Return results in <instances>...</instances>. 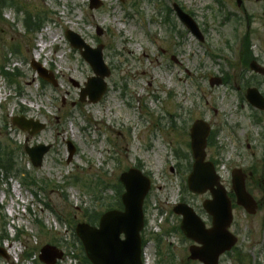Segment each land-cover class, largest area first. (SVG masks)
Segmentation results:
<instances>
[{"label": "rangeland", "instance_id": "374dc122", "mask_svg": "<svg viewBox=\"0 0 264 264\" xmlns=\"http://www.w3.org/2000/svg\"><path fill=\"white\" fill-rule=\"evenodd\" d=\"M10 1L0 8V142L51 150L38 169L23 149L16 154L19 167L35 177L34 188L22 185L16 175L7 186L0 173V229L2 225L9 236L1 245L6 259L0 257V264H37L23 263L24 255L37 258L45 245L71 244L75 226L87 222L85 214L100 216L117 197L119 175L137 165L152 183L144 202L149 264H199L187 260L191 244L173 231L180 218L172 210L184 203L207 221L201 207L207 196L188 192L189 167L175 151L190 157L189 129L202 120L217 134L207 157L221 159L224 179L222 163L233 169L255 162L246 145L255 147L263 125L255 124L260 117L239 88L250 77L242 58L247 45L248 53L264 65V0H241L239 7L235 0H176L194 19L202 42L174 13H166L170 0H99L97 10H89V0ZM26 17L30 27H41L30 30ZM65 32L91 49L103 47L110 74L104 79L107 91L96 104L79 101L93 74ZM52 35L58 36L56 43H51ZM39 42L46 48L36 58ZM31 63L46 64L43 68L56 86L40 80ZM3 70L12 75L5 77ZM212 79L222 83L210 86ZM14 117L46 128L30 137L11 126ZM67 142L75 147L70 162ZM233 214L236 251L219 264H264V206L252 216L239 208ZM15 230L21 234L18 241Z\"/></svg>", "mask_w": 264, "mask_h": 264}, {"label": "water", "instance_id": "95a60500", "mask_svg": "<svg viewBox=\"0 0 264 264\" xmlns=\"http://www.w3.org/2000/svg\"><path fill=\"white\" fill-rule=\"evenodd\" d=\"M237 4L240 5V1H237ZM99 5L97 0H90V9H97ZM175 11L185 27L200 39L195 23L177 7H175ZM66 37L73 48L79 51L85 50V52H81V57L90 65L96 76V78L87 81L86 89L82 90L80 100L85 101L88 96L90 103H96L105 93L106 85L103 79L109 75L102 61V47L92 51L85 47L77 35L68 32ZM32 67L40 78L51 82L42 68L34 64ZM249 68L252 72L264 76V68L259 67L255 62H252ZM247 100L253 107L264 109V101L256 90L248 91ZM12 123L20 131L26 132L30 136L44 129V125L24 118H15ZM208 132L209 127L201 121L195 122L191 128L190 149L194 164L187 179V187L189 192L196 195L206 192L211 194V200L203 203V209L213 218L212 228L206 230L200 219L185 205H178L174 209V213L182 216L180 230L184 236L197 244L189 249V259L202 264H218L219 257L235 245L236 239L228 232L232 222L230 202L225 196L224 189L218 183L213 166L204 162L205 140ZM67 146L70 160L74 149L70 143ZM24 151L32 166L40 168L43 156L49 151V147L29 148L26 146ZM238 180L239 178L235 176L233 187L237 205L242 206L249 214H254L256 206L252 199L246 195L241 180ZM119 182L124 188V193L121 196L123 210L103 214L96 227L82 223L75 228L76 236L91 264H142L140 259V232L143 228L142 204L150 183L135 169L123 173ZM121 236H123V240ZM0 256L5 258L4 252L1 250ZM61 257L60 251L47 245L40 250L39 261L42 264H56V261Z\"/></svg>", "mask_w": 264, "mask_h": 264}, {"label": "flooded vegetation", "instance_id": "af4514ba", "mask_svg": "<svg viewBox=\"0 0 264 264\" xmlns=\"http://www.w3.org/2000/svg\"><path fill=\"white\" fill-rule=\"evenodd\" d=\"M258 64L259 61L255 59ZM264 66V65H262ZM250 77L246 82L243 83V87H240L239 90H242L245 96L246 91L251 88H256L264 98V89H263V81L264 78L253 74L252 72L249 74ZM259 123L263 125L261 133L258 135V138L254 141L255 147L252 149V145H246L247 149L251 151V157L255 160L254 163H249L240 165L239 167L228 170V183H223L224 188L226 190V194L232 203V209H234L233 204L235 203V194L232 189L231 178L232 171L234 169L239 170L238 177L244 182V188L246 192L256 201L258 205V210L264 206V112H259ZM262 117V119H261ZM215 160V159H214ZM216 162V161H215ZM217 167L219 163L215 164ZM258 198V199H257Z\"/></svg>", "mask_w": 264, "mask_h": 264}, {"label": "trees", "instance_id": "16d2710c", "mask_svg": "<svg viewBox=\"0 0 264 264\" xmlns=\"http://www.w3.org/2000/svg\"><path fill=\"white\" fill-rule=\"evenodd\" d=\"M6 4H7L6 0H0V6H2V8L5 7ZM26 26H27V28L30 27L28 24V21L26 22ZM246 49L248 51V45H247ZM245 63H246L245 66H247L248 60ZM18 152H19V148H17V147L13 148L7 143H1L0 142V171L3 173L5 180H7L9 177H12L14 175L20 177V175L24 174V172H22V170L20 169V167L16 161V154ZM22 182H23V185H25L27 187L35 186L34 178L29 176L28 174L24 175V177L22 178ZM99 186H101V185H99ZM116 189H117L116 190L117 198L115 200H112L111 202H109V205L108 204L106 205L105 210L114 209V208H117V209L121 208V204L119 201V195L122 193V189L119 186ZM97 195L99 196V199L101 200L102 198H100V195H101L100 191H97ZM85 216H86V220L88 223L94 225L97 222L98 215H96V213L95 214L86 213ZM6 239H7V235L4 231L3 226L1 225L0 243ZM83 264H88L84 258H83Z\"/></svg>", "mask_w": 264, "mask_h": 264}, {"label": "bare ground", "instance_id": "6f19581e", "mask_svg": "<svg viewBox=\"0 0 264 264\" xmlns=\"http://www.w3.org/2000/svg\"><path fill=\"white\" fill-rule=\"evenodd\" d=\"M58 36L57 35H52L51 36V43H56V41L58 40ZM37 47L39 48V51H37L36 54V58H39L41 52L46 48V45L42 42H39ZM42 67H46V64H42ZM13 125V124H12ZM12 127H15L14 125Z\"/></svg>", "mask_w": 264, "mask_h": 264}]
</instances>
